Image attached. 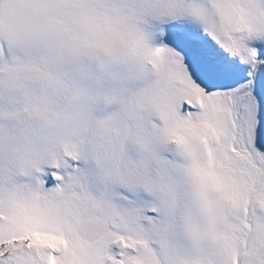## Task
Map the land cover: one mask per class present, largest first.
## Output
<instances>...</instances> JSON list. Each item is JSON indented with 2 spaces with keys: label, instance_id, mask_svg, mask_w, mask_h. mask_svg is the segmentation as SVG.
<instances>
[{
  "label": "snow or ice",
  "instance_id": "6c2138e0",
  "mask_svg": "<svg viewBox=\"0 0 264 264\" xmlns=\"http://www.w3.org/2000/svg\"><path fill=\"white\" fill-rule=\"evenodd\" d=\"M0 264H264V0H0Z\"/></svg>",
  "mask_w": 264,
  "mask_h": 264
}]
</instances>
